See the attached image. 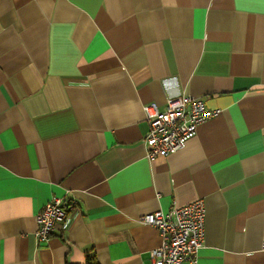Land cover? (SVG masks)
I'll return each instance as SVG.
<instances>
[{"label": "crops", "instance_id": "obj_1", "mask_svg": "<svg viewBox=\"0 0 264 264\" xmlns=\"http://www.w3.org/2000/svg\"><path fill=\"white\" fill-rule=\"evenodd\" d=\"M183 94L219 112L149 161L142 105ZM198 197L197 264H264V0H0V264H154L138 217Z\"/></svg>", "mask_w": 264, "mask_h": 264}, {"label": "built area", "instance_id": "obj_2", "mask_svg": "<svg viewBox=\"0 0 264 264\" xmlns=\"http://www.w3.org/2000/svg\"><path fill=\"white\" fill-rule=\"evenodd\" d=\"M148 125L143 138L145 156L153 161L157 156H168L182 149L195 134L196 127L213 117L219 109H208L201 97L183 94L168 98L163 110L155 102L142 105ZM75 198L52 197L35 215V236L46 242L60 221L67 219L76 207ZM204 199L198 197L184 205L155 210L138 217L154 226L162 244L150 250L154 264H197L198 253L204 242ZM261 248L264 250V241Z\"/></svg>", "mask_w": 264, "mask_h": 264}, {"label": "trees", "instance_id": "obj_3", "mask_svg": "<svg viewBox=\"0 0 264 264\" xmlns=\"http://www.w3.org/2000/svg\"><path fill=\"white\" fill-rule=\"evenodd\" d=\"M87 263L86 264H97L96 259L93 255H87Z\"/></svg>", "mask_w": 264, "mask_h": 264}]
</instances>
